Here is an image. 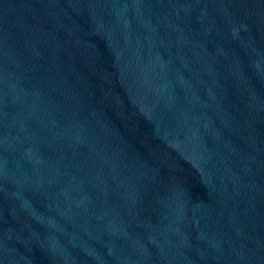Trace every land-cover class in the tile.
Wrapping results in <instances>:
<instances>
[{
	"label": "water",
	"instance_id": "obj_1",
	"mask_svg": "<svg viewBox=\"0 0 264 264\" xmlns=\"http://www.w3.org/2000/svg\"><path fill=\"white\" fill-rule=\"evenodd\" d=\"M0 264H264V0H0Z\"/></svg>",
	"mask_w": 264,
	"mask_h": 264
}]
</instances>
